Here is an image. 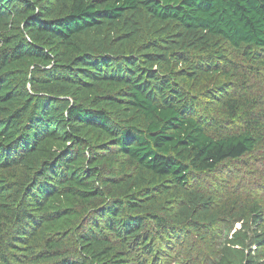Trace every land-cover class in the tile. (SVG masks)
Masks as SVG:
<instances>
[{
    "label": "trees",
    "instance_id": "obj_1",
    "mask_svg": "<svg viewBox=\"0 0 264 264\" xmlns=\"http://www.w3.org/2000/svg\"><path fill=\"white\" fill-rule=\"evenodd\" d=\"M263 149L264 0H0V264H259L192 184Z\"/></svg>",
    "mask_w": 264,
    "mask_h": 264
},
{
    "label": "rangeland",
    "instance_id": "obj_2",
    "mask_svg": "<svg viewBox=\"0 0 264 264\" xmlns=\"http://www.w3.org/2000/svg\"><path fill=\"white\" fill-rule=\"evenodd\" d=\"M264 149L256 151L251 155H244L238 160L226 161L211 173L206 176H200L193 182L192 186H199L198 190H202L205 195H210L214 198L216 207L219 210H227L231 207V201L235 200L233 206L237 209L241 204H257L263 206L264 216ZM199 182V184H198ZM236 212V210H234ZM233 215L225 214L223 219L231 220ZM234 218L237 217L233 216ZM220 224L216 225V234L209 240L214 243L202 244L198 240L193 239L192 243L194 248H216L217 243L221 242L225 234L231 235L235 229L240 228V222H235L232 227L227 226L222 220ZM264 223V219H263ZM249 227L247 230L248 235L252 236L255 231L261 233L262 230L258 228L252 220L247 221ZM229 225V224H228ZM230 228V230H229ZM264 235V233H263ZM209 246V247H208ZM164 248V247H162ZM166 248V247H165ZM189 248L186 245L178 244L174 251L176 255L172 254L167 256L166 259L160 262V264H203L206 259L201 255L195 253L193 247ZM251 250L255 255L259 264H264V245L258 247L257 245H251ZM193 251V253H189ZM174 253V252H173ZM164 254V251H163ZM167 254V253H165ZM166 256V255H165ZM164 256V257H165Z\"/></svg>",
    "mask_w": 264,
    "mask_h": 264
}]
</instances>
